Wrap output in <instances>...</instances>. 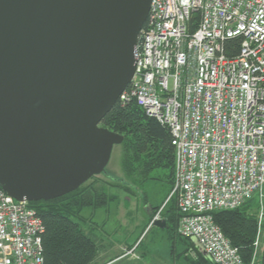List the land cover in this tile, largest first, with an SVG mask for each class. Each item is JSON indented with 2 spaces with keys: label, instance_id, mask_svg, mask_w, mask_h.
Listing matches in <instances>:
<instances>
[{
  "label": "built area",
  "instance_id": "built-area-1",
  "mask_svg": "<svg viewBox=\"0 0 264 264\" xmlns=\"http://www.w3.org/2000/svg\"><path fill=\"white\" fill-rule=\"evenodd\" d=\"M134 60L117 102L135 101L169 131L178 235L214 264H246L212 213L258 194L259 236L264 228V0H151ZM44 231L29 202L0 187V264H44ZM135 248L121 257H137Z\"/></svg>",
  "mask_w": 264,
  "mask_h": 264
},
{
  "label": "water",
  "instance_id": "water-1",
  "mask_svg": "<svg viewBox=\"0 0 264 264\" xmlns=\"http://www.w3.org/2000/svg\"><path fill=\"white\" fill-rule=\"evenodd\" d=\"M150 3L0 0V187L9 196L53 200L104 172L124 137L100 124L134 76Z\"/></svg>",
  "mask_w": 264,
  "mask_h": 264
},
{
  "label": "trees",
  "instance_id": "trees-1",
  "mask_svg": "<svg viewBox=\"0 0 264 264\" xmlns=\"http://www.w3.org/2000/svg\"><path fill=\"white\" fill-rule=\"evenodd\" d=\"M194 20H197V16ZM238 47L239 38L228 40L226 54L234 56ZM100 125L124 137L122 142L128 145L129 157L132 161L141 162L140 173L145 179L153 169H167L171 186L173 185L174 149L169 131L155 118L148 116L135 101L125 105L116 102ZM125 169L129 172L130 166L126 163ZM108 199L102 193H80L78 188L53 200L29 203L36 210L45 228L42 236L44 264H90L94 260L97 245L82 229L79 221L83 218L81 211L88 206L101 207ZM245 203L231 210H215L212 216L222 233L238 248L243 262L250 264L253 242L257 234L258 211L247 212ZM179 216L178 211V218ZM262 240L264 241V235ZM189 242L195 253V259L190 260V264H214L192 241ZM258 264H264V242Z\"/></svg>",
  "mask_w": 264,
  "mask_h": 264
},
{
  "label": "rangeland",
  "instance_id": "rangeland-1",
  "mask_svg": "<svg viewBox=\"0 0 264 264\" xmlns=\"http://www.w3.org/2000/svg\"><path fill=\"white\" fill-rule=\"evenodd\" d=\"M129 152L125 142L115 145L104 172L93 176L79 187L80 193L92 191L102 193L107 199L109 198L103 206L94 207L96 211L93 217L89 218L93 207L81 211L84 218L88 217V220H79L82 228L88 231L93 227L96 238L100 239L99 244L114 239L118 240L122 235L135 240L141 232L142 221L148 217L152 220L158 214V219H162L166 223V229L154 226L151 231L144 233L147 224L137 240L141 244L139 250L135 251L137 257L127 256L125 258L139 260L140 255L143 254L145 255L144 264H190V260L195 259V253L191 249L189 240H183L177 233L178 202L176 195L170 196L172 186L169 170L153 169L145 179L140 173L142 172L141 162L132 161ZM142 157L140 160L143 159ZM125 163L130 166L129 172L125 169ZM123 198L126 201V208L121 210L117 200L120 203ZM259 200L258 194L253 195L244 205L247 212L258 211ZM123 211L129 212V216H131L127 220L130 223L128 227L121 224L122 220L119 218V214ZM149 211L151 212L150 216ZM89 219L91 220L89 221ZM85 222L86 224H84ZM263 229L260 236L264 235ZM257 235L259 236L258 225L256 237ZM263 242L261 239L254 264H258Z\"/></svg>",
  "mask_w": 264,
  "mask_h": 264
},
{
  "label": "crops",
  "instance_id": "crops-1",
  "mask_svg": "<svg viewBox=\"0 0 264 264\" xmlns=\"http://www.w3.org/2000/svg\"><path fill=\"white\" fill-rule=\"evenodd\" d=\"M124 199L125 198H123L122 202H120V203H119V200H117L118 201V207L122 208L121 210L126 208L125 207L126 201ZM88 207H84L82 209V212L84 211L85 208H88ZM95 211L96 210H94V208H92V211L89 213V218L94 216ZM150 215H151V212L149 211V216ZM82 217H83L82 220L88 218V217L84 218L83 215H82ZM119 218L123 222V223L121 222V224H124L126 227H128V225L130 223H128L127 220H129L131 218V216H129V212L123 211L122 213L119 214ZM90 220L91 219H89V221ZM152 220L150 219V217H148L144 221H142L140 228L144 229V227L148 224L144 233H146L147 231L148 232L151 231L152 227H154ZM159 220H162V219H159ZM84 224H86V222ZM164 228L166 229V223H165ZM142 229L140 230L141 232L138 235V237L135 238V240L131 239V237H128L126 235H122L118 240L114 239L113 241H107L106 243H100V244L98 243V242H100V239L96 238V235L94 234L95 229L93 227L89 228L88 231H87V229L86 230L83 229L84 232L87 235H89L95 241V243L97 245L96 255L94 257V260L90 264H144L145 255H143V254L140 255L139 260H131V259H127L125 257L124 258L121 257L123 251H125L127 249H131L133 247H136L135 251H137V249L139 250V247L141 246V244L137 240L139 239L141 233L143 232ZM144 233H143V235H144Z\"/></svg>",
  "mask_w": 264,
  "mask_h": 264
},
{
  "label": "bare ground",
  "instance_id": "bare-ground-1",
  "mask_svg": "<svg viewBox=\"0 0 264 264\" xmlns=\"http://www.w3.org/2000/svg\"><path fill=\"white\" fill-rule=\"evenodd\" d=\"M154 220H159V219H155V217H154V219L152 220V223H153ZM190 241H191V240H190ZM192 243H193V242H192Z\"/></svg>",
  "mask_w": 264,
  "mask_h": 264
}]
</instances>
